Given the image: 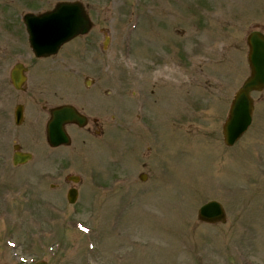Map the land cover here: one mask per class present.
<instances>
[{
    "label": "rangeland",
    "instance_id": "1",
    "mask_svg": "<svg viewBox=\"0 0 264 264\" xmlns=\"http://www.w3.org/2000/svg\"><path fill=\"white\" fill-rule=\"evenodd\" d=\"M80 1L95 27L48 59L0 10V264H264V90L242 138L222 134L264 0ZM62 103L91 121L53 148L47 111ZM16 143L32 161L13 165ZM68 174L81 177L75 202ZM211 199L226 223L198 219Z\"/></svg>",
    "mask_w": 264,
    "mask_h": 264
},
{
    "label": "water",
    "instance_id": "2",
    "mask_svg": "<svg viewBox=\"0 0 264 264\" xmlns=\"http://www.w3.org/2000/svg\"><path fill=\"white\" fill-rule=\"evenodd\" d=\"M29 32L30 44L37 56H48L56 53L61 45L70 41L79 34L87 33L92 22L81 2H62L52 11L39 16L27 15L25 17ZM249 46L248 62L250 75L245 79L241 87L235 93L227 119L223 124L224 141L227 145H233L249 128L253 120L255 108L253 91L264 89V33L253 30L247 36ZM24 67L17 64L11 72V78L16 88H21L25 81ZM51 119L47 124V140L50 145L69 144L70 137L65 129V124L77 122L80 125L86 123V118L73 106L62 105L51 109ZM23 120V106L16 109V122ZM18 149V146H15ZM32 155L20 151L14 154V163L29 161ZM71 179L78 181L77 176ZM70 202H75L77 193L75 189L68 196ZM201 221L208 223L225 222L226 213L223 205L217 200H211L202 205L198 210ZM35 264H48L46 261H38Z\"/></svg>",
    "mask_w": 264,
    "mask_h": 264
},
{
    "label": "flooded vegetation",
    "instance_id": "3",
    "mask_svg": "<svg viewBox=\"0 0 264 264\" xmlns=\"http://www.w3.org/2000/svg\"><path fill=\"white\" fill-rule=\"evenodd\" d=\"M21 1H23L22 3L24 4H20ZM62 1L64 0H56V1L55 0H19L16 4L15 3L11 4L8 2L0 1V4H1L0 10L4 11L5 7L8 9L9 13L11 14V17L9 18L10 23L13 24V23H18L19 21H21L22 24L24 25L23 21L27 14L40 15L44 12H47L53 9L58 3ZM21 7H24V9L20 10ZM54 56H51V57H54ZM36 59H39V58H36ZM79 110H81V112H84L80 108ZM89 121H91L90 117H89ZM92 121L95 122V124H99L98 120L96 119H92ZM93 126L94 125H92V128H88L89 132L93 131ZM103 133H104L103 131H100V132L97 131L98 135L103 134Z\"/></svg>",
    "mask_w": 264,
    "mask_h": 264
}]
</instances>
